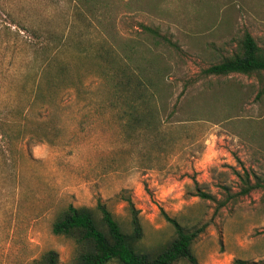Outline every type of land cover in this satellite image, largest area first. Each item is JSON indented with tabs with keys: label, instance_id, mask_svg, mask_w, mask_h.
Returning a JSON list of instances; mask_svg holds the SVG:
<instances>
[{
	"label": "rangeland",
	"instance_id": "1",
	"mask_svg": "<svg viewBox=\"0 0 264 264\" xmlns=\"http://www.w3.org/2000/svg\"><path fill=\"white\" fill-rule=\"evenodd\" d=\"M128 2L105 0L107 37H142L145 24L170 41L160 46L169 70L156 138L94 112L95 99L85 93L78 100L66 81L58 94L28 105L48 52L60 45L57 56L71 61L75 47L88 49L100 30L75 0H0V123L12 128L0 134V264H26L48 249L68 262L74 243L51 232L56 211L99 200L127 224V198L145 249L172 237L168 216L206 224L193 244L199 264H264V187L241 194L238 177L246 172L253 184L255 174L264 184V97H255L264 79L201 73L231 54L244 31L264 50V0ZM70 70L81 76L83 92L100 84L89 63L75 61ZM222 87L227 95H213ZM220 200L226 203L218 208Z\"/></svg>",
	"mask_w": 264,
	"mask_h": 264
},
{
	"label": "trees",
	"instance_id": "2",
	"mask_svg": "<svg viewBox=\"0 0 264 264\" xmlns=\"http://www.w3.org/2000/svg\"><path fill=\"white\" fill-rule=\"evenodd\" d=\"M81 14L96 20L99 33L96 38L88 39V49H77L72 52L73 59L59 58L50 50L41 61L36 75L37 83L31 89L29 104L38 99L50 98L59 89L60 83H67L64 89L71 87L75 97L85 93L92 97L93 111L98 114L109 113L121 121L123 127L131 130L137 128L143 134L156 138L161 134L162 117L165 109V97L162 92L167 88L165 80L169 67L163 49L160 46L170 43L156 28L141 24L145 35L132 37L127 42L115 35L109 38L101 30L102 5L105 0H75ZM133 0H129V4ZM34 32V31H33ZM36 33V32H34ZM47 35L51 33L46 32ZM45 34V35H46ZM112 37L115 39L113 40ZM112 39V40H109ZM120 40L121 43H116ZM51 40V39H50ZM46 52L48 45L44 44ZM90 60V62H88ZM75 61L89 63L95 74L100 77V84L92 90H84L81 76L71 72L70 66ZM204 77L221 78L230 74H241L264 79V50L258 45L253 35L244 31L237 39L235 50L212 63L201 71ZM71 82V83H70ZM59 89L56 94L61 92ZM227 87H222L213 95H227ZM256 98L264 97V84L257 91ZM86 102V101H85ZM2 137L10 136L11 126L3 130ZM9 131V132H8ZM16 135L15 137H17ZM243 181L241 194H247L254 187H264L257 180L250 183L249 174L243 172L238 176ZM195 195L201 198H214L196 189ZM129 220L123 224L112 210L103 202L97 201L94 206H75L71 203L59 208L51 221V232L73 241V253L64 264H176L185 260L189 264H199L193 251V244L206 224H181L177 219L166 216L174 229L172 237L156 250H148L140 245L144 228L131 199L127 198ZM217 207L225 205L226 200L217 201ZM26 264H62L58 252L54 249L43 251L37 258ZM236 264H245L237 260Z\"/></svg>",
	"mask_w": 264,
	"mask_h": 264
}]
</instances>
